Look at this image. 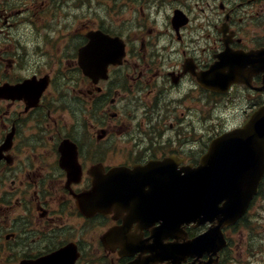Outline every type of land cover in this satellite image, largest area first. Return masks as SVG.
I'll list each match as a JSON object with an SVG mask.
<instances>
[{"label": "flooded vegetation", "instance_id": "af4514ba", "mask_svg": "<svg viewBox=\"0 0 264 264\" xmlns=\"http://www.w3.org/2000/svg\"><path fill=\"white\" fill-rule=\"evenodd\" d=\"M225 57L239 84L203 89ZM263 105L264 0H0V264H264V178L158 246L78 207L114 167L198 168Z\"/></svg>", "mask_w": 264, "mask_h": 264}, {"label": "water", "instance_id": "95a60500", "mask_svg": "<svg viewBox=\"0 0 264 264\" xmlns=\"http://www.w3.org/2000/svg\"><path fill=\"white\" fill-rule=\"evenodd\" d=\"M244 142L250 144V146L262 147L264 146V108L259 112L252 121L246 126L242 131L235 133L232 136H226L223 138L222 144H227L229 148H233L237 145L238 150H242ZM244 150V149H243ZM263 150V149H262ZM167 162H160L157 166L146 167L141 170L140 177H136L130 173H136L127 171V169L119 168L115 169L110 173V177L103 181L101 187L104 194L103 201L110 203V206L116 204L119 207H129L130 198L128 193L130 189L134 188L137 184L146 185L150 188L148 193V199L146 201V208L149 209V213L146 214V218L151 221H157L167 219L168 223L173 222L175 219V210H170L169 207H174L176 199L175 194L169 195L168 193L172 191L170 188L172 185V174L174 173L171 167L166 166ZM203 171L202 182L207 185V177L209 176L207 166L201 167ZM140 172V171H139ZM158 183H161L160 190L156 189V194H162L164 198L166 192V199L164 200V205L166 209L163 214H158L152 205L156 203L157 196L154 193V187ZM182 190L180 201L183 207L186 209L184 212L185 216H191L194 209L197 207L196 203H199L200 207L208 208L209 200L206 198L205 194L199 195L194 199L192 195V175L190 174L185 182L182 183ZM159 191V192H158ZM206 191V189H205ZM112 196V197H107ZM120 199H124L121 201ZM163 205V204H162ZM136 214V213H135ZM138 215V214H137ZM139 214L138 216H140ZM179 215V213H178Z\"/></svg>", "mask_w": 264, "mask_h": 264}, {"label": "rangeland", "instance_id": "374dc122", "mask_svg": "<svg viewBox=\"0 0 264 264\" xmlns=\"http://www.w3.org/2000/svg\"><path fill=\"white\" fill-rule=\"evenodd\" d=\"M105 149H112V147H106ZM106 154V153H105ZM108 156H111V152H108ZM114 159V158H113ZM116 161H118L117 159H115Z\"/></svg>", "mask_w": 264, "mask_h": 264}]
</instances>
